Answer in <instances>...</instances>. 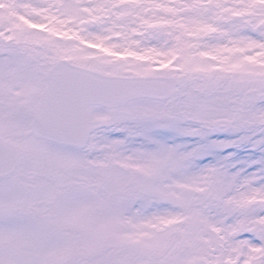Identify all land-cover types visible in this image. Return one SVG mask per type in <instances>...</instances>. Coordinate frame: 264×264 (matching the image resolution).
Returning a JSON list of instances; mask_svg holds the SVG:
<instances>
[{
    "label": "snow or ice",
    "instance_id": "obj_1",
    "mask_svg": "<svg viewBox=\"0 0 264 264\" xmlns=\"http://www.w3.org/2000/svg\"><path fill=\"white\" fill-rule=\"evenodd\" d=\"M0 264H264V0H0Z\"/></svg>",
    "mask_w": 264,
    "mask_h": 264
}]
</instances>
